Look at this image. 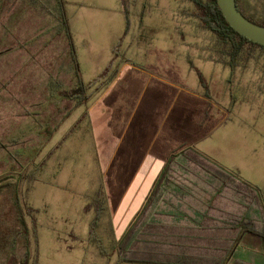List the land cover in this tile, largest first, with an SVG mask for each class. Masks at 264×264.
Wrapping results in <instances>:
<instances>
[{
    "label": "rangeland",
    "instance_id": "obj_1",
    "mask_svg": "<svg viewBox=\"0 0 264 264\" xmlns=\"http://www.w3.org/2000/svg\"><path fill=\"white\" fill-rule=\"evenodd\" d=\"M83 1H88L93 8L90 7L76 16L69 12L71 28L76 40L80 39L79 30L87 35V31H90V35L97 39L103 34L104 24L106 25L104 18H107L106 14L114 2ZM243 1L248 2L256 11L264 12V0ZM92 9L100 10L95 15H102L103 18L90 17L92 14L86 12ZM127 10L130 15V36L125 39L127 34L119 41L123 46L125 43L126 46H131L126 58L142 67L143 72L151 77L169 80L174 90L179 91L180 99L187 89L200 88L201 75L205 83L201 86L207 92L204 98L211 104V107L206 104L205 109L209 108L210 112L216 114L220 108L227 112L229 127L226 135L219 141L220 149L217 148L216 151V155L221 158L222 167L239 174L249 183L250 177L258 178L260 183L252 185L260 188L264 196V55L250 61L246 69L238 68L236 71H230L216 63L214 60L219 57L214 53L215 38L203 29L201 21L196 17L195 7L188 0H127ZM83 14L87 16L82 17ZM91 21L96 22L89 27ZM43 24L29 9L15 5L0 18V145L7 144L12 137H21L26 142L19 160L20 171H13L17 169V164L14 165L9 160V153H13L12 151L0 152V175L13 176V171V174H23L25 179L48 156L51 158L49 168L54 172L56 168L52 166V161L57 156L56 148L62 145L60 140L78 115L74 113L66 121L74 105L63 97L50 100L47 88L49 79L59 78L65 81L67 90L74 87L70 78H65L62 73L68 59L65 57V44L58 36L52 37ZM100 25L102 31L99 30ZM108 27L106 25L107 29ZM169 47H179L187 51L192 60L191 67L184 61L180 49V63L175 64L173 69L170 68L168 60L173 56L175 62L177 55L175 52H168ZM81 72L85 79L91 75L84 62ZM47 125L53 132V138L46 132L48 128H43ZM215 137L214 134L211 139ZM87 152L88 148L81 149L80 145L76 148L75 143H70L62 154H58L59 159L66 153L70 157L67 164L59 168L65 167L59 175L60 180H65L69 175L74 180L83 176L82 165L90 157ZM59 164H63V159ZM68 171L70 174H67ZM107 183L110 193H122L124 182ZM25 192L26 189L22 188L20 197L28 207ZM119 197L120 195H116L109 198L108 212L104 213L103 221L101 220L105 228L98 232L107 252L106 256H102L100 252V256H97L89 240L77 243L68 235L66 238L63 235L66 226L56 228L57 234H53L47 228L52 217V213L48 211L47 214H41V225L44 227L45 223V227L39 233L37 242L38 264H117L118 257L114 247L116 240H112L110 217L117 207ZM262 209L264 211L263 203ZM59 211L61 209L58 207L56 213ZM56 213L51 219L59 216ZM122 224L119 219L118 227ZM28 226L31 229V225ZM240 252L248 261L259 259L264 255V241L244 235ZM32 261L29 258L27 264H32ZM0 264L6 262L0 260ZM228 264H233V261Z\"/></svg>",
    "mask_w": 264,
    "mask_h": 264
},
{
    "label": "crops",
    "instance_id": "obj_2",
    "mask_svg": "<svg viewBox=\"0 0 264 264\" xmlns=\"http://www.w3.org/2000/svg\"><path fill=\"white\" fill-rule=\"evenodd\" d=\"M113 2L114 5L106 14L107 18H104L106 25L109 26L108 29L104 24L105 28L102 31L100 25L99 30L103 34L97 39L94 35H90V31H87L89 33L87 35L79 30L80 39L76 40L71 28L69 12L76 16L92 6L88 1L65 0L69 27L80 69L84 62L91 72L89 78L86 77L87 79L81 72L84 83L95 82L110 65L118 71L109 85L99 91H97V86L91 89V98L86 105L73 106L66 121L72 114L78 113V115L60 140L62 145L56 148L57 156L52 161V166L56 168L54 172L49 168L51 158L46 159L45 157L40 165L31 170L23 179V174L19 172V174H13V171H20L18 167L20 157L15 151L19 148L23 149L26 142L21 137H12L7 144L0 145V152H13L9 153V160L14 165L17 164V169H13L11 173L13 176L0 175V187L6 184H11L12 187L17 186L19 195L22 188L26 189L25 198L30 210V216L26 217V221L28 225L35 228L37 237L45 227V223L44 227L41 225V214H47L50 211L51 218H53L59 207L61 211L56 213L59 216L55 219L50 218L47 228L56 235V228L66 226V230L63 231L64 236L68 235L77 243L81 240L92 242L89 232L95 212L87 210V206L102 190L101 196L105 198V212H108L109 198L120 195L117 207L110 217L112 240H120L143 207L155 180L173 155L191 148L222 167L221 158L216 155V151L217 148L220 149L219 141L226 135L229 127L226 109L220 108L218 114L210 112L209 108L205 109L206 104L209 107L211 104L204 98L207 92L201 83L198 90L187 89L183 98L180 99L179 91L174 90L169 80L151 77L143 72L142 67L126 58L131 46H126V43L125 46L119 44L121 38L125 37L126 21L122 13L121 1L113 0ZM100 10L92 9L86 13L92 14L90 17L93 19L96 16L102 19V15H95L100 13ZM83 16L87 15L83 14ZM95 22L91 21L89 27L94 26ZM129 36L130 34L125 39H129ZM64 44L65 57L68 58L67 45L65 42ZM167 49L171 54L175 52L177 55L175 62L173 56L168 60L169 67L173 69L175 64L180 63L179 50L181 48L169 47ZM180 52L184 61L191 67L192 60L188 52L182 49ZM50 80H56V78ZM49 97L50 100H55L61 96L57 95L53 98L49 93ZM43 128L47 129L48 125ZM46 132L50 134V137L53 136L49 128ZM214 134L216 137L212 140L211 137ZM70 143H75L76 148L78 145L81 149L88 148L87 154L90 157L85 165H82L84 177L74 180L69 175L65 180H60L59 175L65 167L59 168L67 164L70 157L66 153L59 159L58 154H62ZM61 159H63V164H59ZM33 173V178L28 180ZM67 174L70 172L68 171ZM237 175L250 186L256 187L252 184L260 183L258 178L250 177L249 183L239 174ZM110 181L124 182L121 194L114 195L109 192L107 182ZM11 190L7 189L0 195V260H4L6 264L13 260L15 255L19 257L25 254L24 241L13 240L14 237L16 239L18 237L19 226L11 206V199L14 195ZM119 219L123 223L121 227L117 225ZM101 220L102 218L99 230L105 228ZM4 238L6 240H3ZM99 238L102 240L100 236ZM92 245L94 253L100 256L96 246L93 243ZM34 249L35 244L32 240L31 251L33 252ZM241 255L246 260L242 252ZM248 262L264 264V255Z\"/></svg>",
    "mask_w": 264,
    "mask_h": 264
},
{
    "label": "trees",
    "instance_id": "obj_3",
    "mask_svg": "<svg viewBox=\"0 0 264 264\" xmlns=\"http://www.w3.org/2000/svg\"><path fill=\"white\" fill-rule=\"evenodd\" d=\"M126 20L125 35L130 29L127 0H120ZM193 4L196 17L204 30L215 38L214 61L236 71L246 69L250 61L264 55V46L258 45L234 31L226 22L217 0H188ZM29 9L43 21L52 37H59L67 45L68 62L63 68L65 78H70L74 89L67 90L60 79L50 80L48 90L72 102L74 107L86 105L91 89L97 91L109 85L117 75L112 65L93 83L85 84L73 43L65 0H0V18L12 7ZM237 9L249 21L264 27V12H258L248 2L236 0ZM200 83H204L200 75ZM15 151L22 157L23 150ZM50 157V156H48ZM34 173L28 178L31 180ZM13 191L11 206L18 222V237L24 241V255L13 257L8 264H38V237L26 217L30 210L21 200L18 187L6 184L0 187ZM99 191L87 210H94L90 225L92 243L102 256L107 252L98 236L100 219L106 206ZM263 191L253 187L228 172L199 152L184 149L173 155L155 180L139 213L120 240L115 241L117 264H254L243 259L240 243L244 235L264 241ZM260 211V213H259ZM17 235V234H15ZM3 240H6L4 238ZM32 240L35 249L31 251ZM22 257V258H21Z\"/></svg>",
    "mask_w": 264,
    "mask_h": 264
},
{
    "label": "water",
    "instance_id": "obj_4",
    "mask_svg": "<svg viewBox=\"0 0 264 264\" xmlns=\"http://www.w3.org/2000/svg\"><path fill=\"white\" fill-rule=\"evenodd\" d=\"M217 4L229 26L248 40L264 46V27L249 21L237 9L236 0H217Z\"/></svg>",
    "mask_w": 264,
    "mask_h": 264
}]
</instances>
